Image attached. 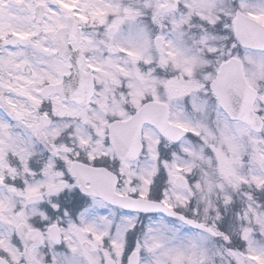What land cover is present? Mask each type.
<instances>
[{"label": "snow or ice", "instance_id": "obj_1", "mask_svg": "<svg viewBox=\"0 0 264 264\" xmlns=\"http://www.w3.org/2000/svg\"><path fill=\"white\" fill-rule=\"evenodd\" d=\"M0 264H264V0H0Z\"/></svg>", "mask_w": 264, "mask_h": 264}]
</instances>
